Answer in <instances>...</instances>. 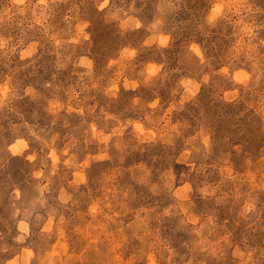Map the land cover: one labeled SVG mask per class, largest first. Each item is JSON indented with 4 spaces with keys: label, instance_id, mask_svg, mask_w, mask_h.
<instances>
[{
    "label": "clouds",
    "instance_id": "obj_1",
    "mask_svg": "<svg viewBox=\"0 0 264 264\" xmlns=\"http://www.w3.org/2000/svg\"><path fill=\"white\" fill-rule=\"evenodd\" d=\"M0 264H264V0H0Z\"/></svg>",
    "mask_w": 264,
    "mask_h": 264
},
{
    "label": "rangeland",
    "instance_id": "obj_2",
    "mask_svg": "<svg viewBox=\"0 0 264 264\" xmlns=\"http://www.w3.org/2000/svg\"><path fill=\"white\" fill-rule=\"evenodd\" d=\"M104 35H106V34H102L101 36L98 37V39H103V38H104ZM169 55L171 56L172 53H169ZM146 95H147V94H146ZM206 97H207V93H204V95L202 96V100H206ZM165 98H166V97H165ZM205 107H207V104H206V103H205ZM228 111L231 112L232 109L229 108ZM129 162H131V161H129ZM178 167H181V166H178Z\"/></svg>",
    "mask_w": 264,
    "mask_h": 264
}]
</instances>
